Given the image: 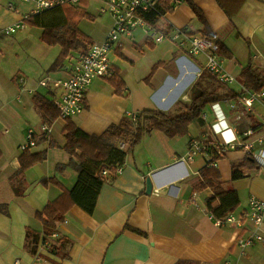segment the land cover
Segmentation results:
<instances>
[{"label": "crops", "instance_id": "crops-1", "mask_svg": "<svg viewBox=\"0 0 264 264\" xmlns=\"http://www.w3.org/2000/svg\"><path fill=\"white\" fill-rule=\"evenodd\" d=\"M190 1L203 13L206 27L186 1L166 13L157 27L168 33L201 34L207 30L231 53V57L219 56L224 72L235 79L228 87L243 90V94L251 92L239 79L249 66L264 72V0ZM15 7L11 10L10 5L0 4V29L23 22L27 15ZM111 27L112 19L99 41L88 36L91 43L102 42ZM8 38L0 35V205H9V215L0 214V264H264V241L244 253L238 245L240 237L252 232L250 222L244 228L217 226L207 206L213 191L197 189L200 172L212 158V147L220 150L225 139L243 142L249 130L257 134L264 129V98L249 110L241 100L243 94L238 100L208 107L203 115L205 126L192 125L187 135L171 138L159 131L147 135L129 153L118 178L103 186L94 213L73 207L58 226L63 244H48L35 215L62 191L54 185L45 187L41 181L55 177L72 189L78 177L70 156L60 147H49L50 143L64 145L65 121L58 119L51 125L50 138H39L38 145L31 149L47 150L48 157L26 171L21 195L15 192L14 176L21 168L20 147L27 130L33 127L40 131L44 124L34 96L40 93L52 101L56 96L54 90L41 88L39 82L68 78L80 52L52 70L60 47L58 51L49 50L28 42L29 38L20 39L18 45L26 48L33 62L26 67L10 60L9 51L16 43L11 44ZM149 48L155 52L153 63L147 60ZM14 55L20 57L19 52ZM38 59L41 63L36 64ZM111 59L113 74L115 70L120 73L127 89L123 96L115 94L108 82L113 74L92 83L86 93L85 110L72 118L89 135H100L123 117L145 110L173 116L184 113L185 106L197 95L213 89L205 54L190 56L186 47L169 39L155 43L141 30L122 38ZM157 64L161 65L147 82ZM19 78L25 80L24 85L19 84ZM193 142H198L203 152L189 161ZM220 151L225 158L214 166L227 187L239 193L241 205L236 214H231L239 217L251 198L264 200V146L256 144L251 152L243 148ZM248 157L261 169L232 181V164ZM149 179L152 191L147 188ZM262 230L264 233V226Z\"/></svg>", "mask_w": 264, "mask_h": 264}, {"label": "trees", "instance_id": "trees-1", "mask_svg": "<svg viewBox=\"0 0 264 264\" xmlns=\"http://www.w3.org/2000/svg\"><path fill=\"white\" fill-rule=\"evenodd\" d=\"M172 1H162L161 10L150 16L148 18L149 22L157 27L161 18L166 13L173 11ZM182 1L190 4L198 19L205 23L206 27L203 13L190 0ZM83 2L84 0H81L78 5L58 6L38 14L28 15L23 19L25 25L42 29L40 35L42 43L50 47L58 46L61 48V54L52 70L61 67L74 52H81V49H86L87 45L93 44L91 39L79 27L81 19L91 18V15L84 9ZM47 16H53V20H45L44 18ZM184 33L191 37L200 35L211 40L214 39V35L208 33L207 30H204L201 34ZM216 43L219 46V55L231 57V53L220 42ZM160 65L154 66L147 82ZM210 75L213 89L201 92L192 103L185 106L184 113L175 116L162 111L145 110L136 115V123L133 122L131 116H125L119 123L111 125L100 135L85 133L72 118L65 120L64 145L59 146L50 143L49 147H60L70 156L76 166L78 177L72 189H67L55 177L45 178L41 181L45 187L54 185L62 191L59 198L47 204L42 212L35 215L42 223L44 240L48 244L52 246L63 244L62 238H59L58 235V226L65 222L67 213L73 207L78 206L88 214L94 213L103 186L114 182L118 178L119 169L124 166L129 153L147 135L153 131L163 132L171 138L177 135H187L190 126L196 125L200 128L205 126L203 115L208 107L229 100H238L243 94V90L238 91L229 88L215 74L210 73ZM108 82L114 88L116 95L123 96L125 94L127 86L118 71L115 70ZM239 82L244 89L261 93L264 89V72L249 66L243 70ZM34 103L42 113L44 123L52 125L60 119V113L54 101L46 95L37 93L34 96ZM121 145H125V148L122 149ZM210 155L211 160L200 172L197 189L209 188L213 191L212 196L207 201L208 210L213 218L223 220L231 214H236L241 205V200L236 190L227 187L220 170L214 166L215 163L225 158V154L212 147ZM47 157V150L42 152L27 150L23 152L20 157L21 168L14 176V189L17 195H21L20 185L24 181L26 171L46 161ZM260 169L259 164L253 158L248 157L244 161L232 164V181L245 178L248 171ZM0 214L9 215L8 204L0 205ZM55 234L58 235L57 238L53 237ZM55 250L59 252L60 248Z\"/></svg>", "mask_w": 264, "mask_h": 264}, {"label": "built area", "instance_id": "built-area-1", "mask_svg": "<svg viewBox=\"0 0 264 264\" xmlns=\"http://www.w3.org/2000/svg\"><path fill=\"white\" fill-rule=\"evenodd\" d=\"M24 2H32L35 4V14L54 9L63 5H78L81 0H20ZM102 7L100 15H110L112 19V27L106 38L102 42H96L88 45L83 49L77 57L76 63L72 68L71 75L65 79L46 78L39 82V86L45 89H52L56 92L54 104L60 113V119L65 121L83 113L85 110L86 93L95 80L105 79L112 76L114 71L111 54L121 46L122 38L130 37L136 30H141L148 39L155 43H162L169 39L177 42L187 48L190 56H199L205 54L207 57L206 70L215 74L219 80L226 84L235 81L224 72L222 64L219 61V46L214 40L203 36H188L183 31H175L167 33L162 31L149 22V17L159 12L162 1L164 0H100ZM182 3V0H173L172 6L176 7ZM16 7L10 4V9ZM26 27L24 22L7 26L0 29V35L10 36L16 31ZM25 80L19 78V84L24 85ZM264 98V92H245L241 98L243 104L250 110L254 109V104L260 102ZM133 122H137V116L131 115ZM52 134V126L44 123L40 131L30 127L26 133L25 143L20 147L23 152L34 149L38 144V139L50 138ZM243 142H236L235 138L225 139L222 144L224 152L227 149L236 150L243 148L251 152L256 144L264 146V129L261 133L249 130L245 133ZM253 141H250L251 138ZM203 152V147L198 142L192 143V149L189 161L194 160ZM122 168L119 169V172ZM250 222L252 232L245 237L238 239V245L242 253L257 243L264 241V200L251 198L248 208L244 214L237 217L229 215L223 220H217V226L223 228L232 226L235 228H244L245 223ZM57 238L58 235L53 236ZM224 264H230L225 262Z\"/></svg>", "mask_w": 264, "mask_h": 264}, {"label": "rangeland", "instance_id": "rangeland-1", "mask_svg": "<svg viewBox=\"0 0 264 264\" xmlns=\"http://www.w3.org/2000/svg\"><path fill=\"white\" fill-rule=\"evenodd\" d=\"M0 4L4 7H7L10 4H13L15 6H18V12L23 15H34L35 13V4L32 2H24L20 0H0ZM84 9L91 15V18L81 19L79 23V27L82 30V32L94 39L95 41H99L98 38L103 35V33L109 29V24L111 23V19L109 16H101L100 15V9L102 7V2L100 0H84L83 2ZM59 15V13H58ZM60 17V16H59ZM61 18V17H60ZM59 18V19H60ZM47 21H50V19L53 20V16H47L44 18ZM42 33V29L39 27H33L30 25H26V27L22 30L16 31L13 35L8 36L9 40L11 41V44H14V47L9 51L11 54L10 60L13 62H18L20 64H25L26 67L32 66L33 62L30 58V53L25 50L26 48H22L20 45H18L17 41L20 39L29 38L27 41L34 43L36 42V45H40L43 48H47L49 50H60L59 47H50L44 43H42L39 40V36ZM18 45V46H17ZM54 51V52H55ZM20 53V57L18 58L15 53ZM50 52V51H49ZM155 52H153V49L149 48V50L146 52L147 54V60L149 63H153V59L155 58L154 55ZM76 55V53H73V57ZM40 59V58H39ZM38 59V60H39ZM35 61V63H41L40 60ZM145 63V62H144ZM142 63V64H144ZM140 72V69H138V73ZM40 73V72H39Z\"/></svg>", "mask_w": 264, "mask_h": 264}, {"label": "water", "instance_id": "water-1", "mask_svg": "<svg viewBox=\"0 0 264 264\" xmlns=\"http://www.w3.org/2000/svg\"><path fill=\"white\" fill-rule=\"evenodd\" d=\"M147 188L152 191L153 190V186L151 184V179H149L148 183H147Z\"/></svg>", "mask_w": 264, "mask_h": 264}]
</instances>
